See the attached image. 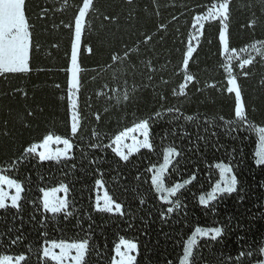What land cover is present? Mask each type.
<instances>
[{
    "label": "trees",
    "instance_id": "16d2710c",
    "mask_svg": "<svg viewBox=\"0 0 264 264\" xmlns=\"http://www.w3.org/2000/svg\"><path fill=\"white\" fill-rule=\"evenodd\" d=\"M138 6L137 19L129 26L126 19L128 7L123 0H97V7L102 12L120 15L119 24H112L108 21L95 19L94 23L99 28L101 23L105 25V30L98 36L92 37V44L95 55L82 54V66L86 70L83 73L84 90L81 95V107L84 108V100L92 96L91 108H84L85 120L82 134L77 138V142L85 152L87 157L81 156L80 149L75 150L77 168L72 170L68 165H55L45 163L43 165L33 162L32 165H23L18 172L9 173L14 178L25 181L26 187L30 191L25 193L21 215L24 217L23 232L25 234L24 243L18 247L14 246L11 251L23 250L25 245H33L31 255L32 264H36L34 255L36 245L44 237L39 233L42 229L36 225V221H31L33 205L29 201L36 200L38 203V188H51L58 186L63 181L70 185V198L74 199L76 211L83 212V229L77 223L81 216L70 217L67 220L57 218L50 220L43 231H47V239L50 240H73L86 236L88 225H92V241L98 246L103 254L101 264H108V258L112 255V249L120 237L136 240L140 245V255L138 264H165L166 260H172L176 264L177 257L174 253L179 252V244L182 237L186 238L196 226H213L214 221H226L233 217L232 226L241 225V230L233 231L229 234L225 245H214L215 250L226 248L229 252L235 253L238 250L237 236L245 235L242 230L244 226L249 227L247 238L249 240H259L264 234V219H257L249 222V211L259 212L261 205H264V169L257 167L254 163V153L257 149L258 140L254 132L240 134L239 139L233 141L220 137V143L224 144L227 152L223 149L216 151L211 146L199 149L194 147L195 130L206 117L209 121L219 115L226 118L232 116L233 98L230 94H221L219 88L223 86L222 72L219 64L223 59L218 41V22L209 21L205 24V30L198 45V55L195 62H190V70L199 77L203 92H197L192 85H189V95L180 97L173 95L172 90L178 89L182 82V74L176 69L173 70L179 61L177 48L183 45L178 44L176 28L181 29L179 38L186 39L191 31L192 13L181 15L180 5L184 3L195 5L197 3L207 5L214 0H158L160 5L161 19L164 22L170 21L173 14L179 16V20L170 24L166 41L156 43L154 47L158 53L157 68L170 60L163 72L165 79L170 83L164 88L168 92L169 99L167 106L180 108L185 115L191 114L199 116L195 123L181 119L180 127H175L169 120L157 121L153 127L155 150L149 152L142 150L139 154L130 157L129 162H120L112 153L111 149H101L93 151L87 144L93 139L91 130L96 128L106 138L105 143H109L111 137L126 127H131L139 118L147 116L159 107L155 93L147 90L138 93L136 102L130 103L126 110H112L104 113L106 101L103 97L97 98L94 93L106 81H110V74L104 73L97 76L99 66L108 62L112 48L99 44V40L110 38L115 49H119L122 43L132 44L139 38L140 31L153 32L160 20L155 15L152 0H135ZM244 0H234L235 8L230 24V45L241 47L253 39L252 31L244 25L249 19L246 10H240V5ZM68 7L64 11H50L44 19L37 20L36 14L43 8L59 9L63 6L64 0H27L28 13L35 24V39L40 45L38 52L34 53V71L29 78L12 77L9 81L0 78V166L13 154H18L23 147L30 143L38 142L44 135L54 132L58 135H66L69 132V113L66 112L65 102L60 97L65 96V85L68 73L63 69L70 63L69 32L63 27L62 21L71 19L76 6L80 0H67ZM175 3L176 8L168 7ZM148 13L142 11L145 7ZM198 11L200 9H197ZM186 11V10H185ZM256 38H264V31L256 30ZM87 38V33H86ZM39 69H44L43 71ZM160 73H158L159 75ZM139 82V81H138ZM215 82L217 88L208 87V84ZM245 98L250 110V119L257 127L264 126V86L260 84V72L255 71L253 76L241 80ZM59 84L61 87H55ZM20 88L28 93L27 97L22 92H16ZM161 87L157 85V91ZM8 93V95H4ZM43 109V111H41ZM254 109V110H253ZM34 112L33 116H28L27 112ZM101 112L102 119L96 122L94 114ZM10 112V114H9ZM5 121L8 122L7 131L10 136L3 135L5 131ZM27 123L30 126L24 127ZM171 129V132L169 131ZM192 133L193 144L189 143V138L180 139L182 132ZM175 143L178 150L182 152V157L174 158V166L170 168L165 181L171 185L174 182L182 181L195 173L196 180L192 184L182 189L183 195L180 197L186 206L178 213L172 214L167 220H161L159 210L162 201L159 194L150 185V172L145 169L151 164L157 166L162 163L163 148ZM202 145V142H201ZM237 149L236 159L240 161L239 167L235 169L239 173L245 191L240 195L244 197L243 202L237 198L236 194L225 199L218 205L215 215L206 211L198 204V196L202 192L210 190L214 182L219 178L218 170L214 167L216 162L224 160L228 162V153L232 148ZM96 155L101 158L98 165L103 170V180L109 194L115 200L125 206L126 215L117 216L112 213H98L94 210L95 205V180L100 178L95 171L97 165H89L88 159ZM179 160V165L175 161ZM68 172V175H63ZM137 175L140 180L134 179ZM30 177V179H26ZM139 193V195H138ZM143 195L145 204H140V196ZM15 210L0 212V234H3L7 227H19V221H13ZM37 220L41 219L39 212L35 213ZM91 216L89 221L88 216ZM132 225L129 227V225ZM34 225H36L34 227ZM215 226H221L215 224ZM203 243V241H201ZM213 248L203 250L205 259L213 260ZM218 254V253H217Z\"/></svg>",
    "mask_w": 264,
    "mask_h": 264
},
{
    "label": "snow or ice",
    "instance_id": "6c2138e0",
    "mask_svg": "<svg viewBox=\"0 0 264 264\" xmlns=\"http://www.w3.org/2000/svg\"><path fill=\"white\" fill-rule=\"evenodd\" d=\"M124 5L128 7L126 19L131 26L132 22L138 17V6L135 0H123ZM155 9V15L160 22L157 28L151 32L140 31L139 38L132 44L122 43L119 49H115L110 42V38L99 40V44L106 45L113 50L110 52L108 62L99 66V72L92 77L95 81L97 76L108 73L110 81L106 80L94 95L103 97L106 101L103 109L104 113L109 111L126 110L130 103L137 100L138 93L151 90L155 93L159 107L154 109L143 118H139L131 127L114 134L109 143H105L106 138L99 130H91L92 140L87 147L93 151L101 149H111L115 157L120 162L127 163L134 154L141 153L142 150L152 152L155 150V141L153 127L157 121L169 120L175 127H180L181 119L187 122L195 123L199 116L191 114L185 115L184 112L175 106H167L169 99L168 92L164 90L170 83L165 79L163 72L170 60L165 61L164 65L157 68L158 53L154 45L163 44L167 36L170 24L179 20V16L173 14L171 20L164 22L161 17L160 5L158 0H152ZM68 7L67 0L59 9L43 7L37 14L36 19L41 20L48 16L50 11H64ZM168 7L176 8L172 3ZM181 15L192 13L191 31L186 39L179 38L181 29L176 28L178 44L183 45L176 49L179 52V61L173 70L176 69L182 74V82L178 89L172 90L173 95L187 97L189 85H192L197 92H203V86L200 84L199 77L190 70V62H195L198 55V45L205 30L206 22H218V41L221 48L223 59L219 64L222 72L223 86L219 88L221 94H230L233 98L232 116L226 118L219 115L209 121L206 117L195 130L194 147L199 149L201 146H211L216 151L227 149L220 143V137L223 136L229 140H237L242 132H254L257 136L258 145L254 153V163L257 167L264 169V126L257 127L250 119L249 105L247 104L242 78L248 79L253 76L255 71L260 72V84L264 86V38H256V30L264 31V0H244L240 5V10H246L249 19L244 27L252 31L253 39L241 47H232L230 45V24L235 8L234 0H214V2L203 4L184 3L179 6ZM197 9H200L199 11ZM186 10V11H185ZM148 13V8L142 9ZM108 21L112 24H119L120 15L102 12L97 7V0H80L70 20L61 22L63 27L69 32L70 44V63L64 71L68 73L65 85V96L60 97L65 102L66 112L69 113L68 125L69 132L66 135H58L49 132L38 142L30 143L18 154H13L0 166V212H9L15 210L13 221H19V227H7L3 234H0V264H32L31 255L33 254V245H25L24 249L12 252L11 249L24 243L25 234L23 232L24 217L21 215L23 203L25 201L26 187L25 181L14 178L9 173L18 172L23 165L36 164L43 165L46 162L55 165H68L72 170L77 168L75 150L80 149L81 156L87 157L88 153L77 142V138L82 134L83 123L85 120L84 108L93 107L92 96L84 100V108L81 107V95L84 90L83 73L86 71L82 66V54L95 55V49L92 44V37L98 36L105 30V25L101 23L99 28L94 23L95 19ZM35 24L28 13L27 0H0V78L9 81L12 77L29 78L34 71L33 59L34 53L40 49L39 43L35 39ZM87 33V38H86ZM43 71L44 69H39ZM158 73H160L158 75ZM139 81V82H138ZM157 85L161 87L157 91ZM60 88L59 84L55 85ZM208 87L216 89L215 82L208 84ZM16 92H22L24 97L28 93L23 89L17 88ZM8 95V93H4ZM254 110V109H253ZM43 111V109H41ZM10 114V112H9ZM28 116H33L34 112L28 110ZM94 119L98 123L102 119L101 112L94 114ZM30 125L25 123L24 127ZM8 122L5 121V137L10 136L7 131ZM171 132V129L169 130ZM192 133L182 132L180 139L189 138V143L193 144ZM130 141V143H127ZM202 142V145H201ZM55 146V147H53ZM237 149L232 148L228 153V162L220 160L214 164L218 170L219 178L211 186L210 190L202 192L198 196V204L206 211L216 214L218 205L225 199L237 195L240 202L244 197L240 195L245 191L239 173L235 171L239 167L240 161L236 159ZM182 157V152L178 150L175 143L163 148L162 163L158 166L151 164L145 169L150 172V185L155 192L159 194V199L163 202L159 216L161 220L167 221L172 214L178 213L186 206L181 200L182 189L196 180L195 173L182 181H177L171 185L167 184L165 177L169 174L170 168L174 166V158ZM101 158L92 155L88 159L89 165H97L95 171L99 174L95 180V205L94 210L98 213H112L120 217L126 215L125 206L118 202L109 194L103 180L104 172L98 167ZM179 165V160L175 161ZM67 176L68 172H63ZM30 179V177L26 178ZM134 179L140 180L137 175ZM264 188V185H261ZM101 190L103 194L101 197ZM38 203L36 200L29 201L33 205V214L31 221H36V225L42 229L39 233L44 237L36 245L35 257L36 264H101L103 254L98 246L92 241V225L89 223L88 231L84 238L73 240H50L47 239V227L50 220L62 218L67 220L77 215L81 220L77 223L83 229V212L76 211V205L73 198H70V185L61 181L58 186L38 188ZM63 194V195H60ZM139 195V193H138ZM101 200L103 203H101ZM140 204H145L143 195L140 196ZM36 212L41 214V219L37 220ZM249 222L257 219H264V205L257 212L249 211ZM91 221V216H88ZM233 217L226 221H214L213 226H196L191 234L186 238L182 237L179 244V252L174 253L177 260L176 264H264V234L259 240H249L247 233L250 230L248 226L242 229L245 235L237 236L238 250L235 253L229 252L226 248L214 249V245H225L229 234L233 231L241 230V225L232 226ZM220 224L221 226H215ZM34 225V227L36 226ZM132 225L130 224L129 227ZM203 241V243H201ZM213 248V260L205 259L203 250ZM218 253V254H217ZM140 255V245L136 240L120 237L112 249V255L108 258V264H138ZM165 264H173L172 260H166Z\"/></svg>",
    "mask_w": 264,
    "mask_h": 264
},
{
    "label": "rangeland",
    "instance_id": "374dc122",
    "mask_svg": "<svg viewBox=\"0 0 264 264\" xmlns=\"http://www.w3.org/2000/svg\"><path fill=\"white\" fill-rule=\"evenodd\" d=\"M127 143H130V141H127ZM53 147H55V146H53ZM100 194H101V197H102L103 190H101V193H100ZM60 195H63V194H60ZM101 203H103V201H102V200H101ZM68 264H72V262H71V261H69V262H68Z\"/></svg>",
    "mask_w": 264,
    "mask_h": 264
}]
</instances>
